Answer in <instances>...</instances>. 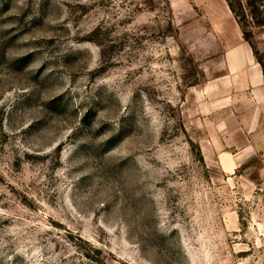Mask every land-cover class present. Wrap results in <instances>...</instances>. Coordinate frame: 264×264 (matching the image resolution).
Returning a JSON list of instances; mask_svg holds the SVG:
<instances>
[{
	"label": "rangeland",
	"instance_id": "rangeland-1",
	"mask_svg": "<svg viewBox=\"0 0 264 264\" xmlns=\"http://www.w3.org/2000/svg\"><path fill=\"white\" fill-rule=\"evenodd\" d=\"M229 2L0 0V264H264V0Z\"/></svg>",
	"mask_w": 264,
	"mask_h": 264
},
{
	"label": "crops",
	"instance_id": "crops-1",
	"mask_svg": "<svg viewBox=\"0 0 264 264\" xmlns=\"http://www.w3.org/2000/svg\"><path fill=\"white\" fill-rule=\"evenodd\" d=\"M193 5L197 6L200 12L205 15L213 24L225 23L226 25L238 28L236 19L230 10L226 0H192ZM232 70L237 73L232 81V87L236 90L244 89L247 86H260V75L254 73L255 69L249 70L252 61V52L250 46L242 44V46L233 54ZM258 98V96H256ZM236 97L233 101L241 100Z\"/></svg>",
	"mask_w": 264,
	"mask_h": 264
},
{
	"label": "trees",
	"instance_id": "trees-1",
	"mask_svg": "<svg viewBox=\"0 0 264 264\" xmlns=\"http://www.w3.org/2000/svg\"><path fill=\"white\" fill-rule=\"evenodd\" d=\"M226 1H227V3H228V6H229L230 10H231L232 13H233L235 19H236L238 15H237V13H236L235 10H234L233 5L229 2V0H226ZM237 22H238V20H237ZM238 24H240V23L238 22Z\"/></svg>",
	"mask_w": 264,
	"mask_h": 264
}]
</instances>
